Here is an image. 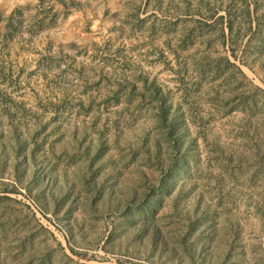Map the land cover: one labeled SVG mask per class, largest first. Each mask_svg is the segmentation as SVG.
Segmentation results:
<instances>
[{
  "label": "rangeland",
  "instance_id": "rangeland-1",
  "mask_svg": "<svg viewBox=\"0 0 264 264\" xmlns=\"http://www.w3.org/2000/svg\"><path fill=\"white\" fill-rule=\"evenodd\" d=\"M63 1L0 0V264H264V0Z\"/></svg>",
  "mask_w": 264,
  "mask_h": 264
},
{
  "label": "trees",
  "instance_id": "trees-1",
  "mask_svg": "<svg viewBox=\"0 0 264 264\" xmlns=\"http://www.w3.org/2000/svg\"><path fill=\"white\" fill-rule=\"evenodd\" d=\"M59 3L63 4L65 7H68L65 5V2L63 0H57ZM43 6V0H38V4L35 6L37 10L35 13L29 14L28 16L25 17L23 11L28 8V6L25 7H17L15 8L12 13L6 17L5 19V29L6 31L8 30V33H5L6 36L12 33L14 30H16L22 23L26 21L28 24V30H39L44 28L45 26L48 25L47 23V18H48V13L51 10V7H44ZM222 19V18H221ZM227 27L231 30V23L228 20L227 21ZM232 64V63H231ZM73 251V250H72Z\"/></svg>",
  "mask_w": 264,
  "mask_h": 264
}]
</instances>
